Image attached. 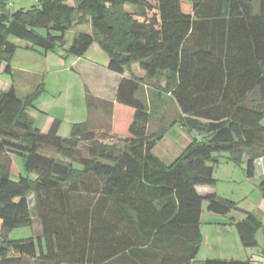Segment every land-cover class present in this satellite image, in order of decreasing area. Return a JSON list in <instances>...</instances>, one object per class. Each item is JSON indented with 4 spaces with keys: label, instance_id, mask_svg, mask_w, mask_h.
Listing matches in <instances>:
<instances>
[{
    "label": "trees",
    "instance_id": "trees-1",
    "mask_svg": "<svg viewBox=\"0 0 264 264\" xmlns=\"http://www.w3.org/2000/svg\"><path fill=\"white\" fill-rule=\"evenodd\" d=\"M77 25L91 32L77 34L66 57L96 42L109 72L135 65L144 76L120 80L114 112L121 106L130 118L118 132L114 114L113 135L84 122L61 138L59 120L43 134L28 114L43 90L0 92V264H254L195 262L202 202L215 215L238 210L196 188L215 185L220 155L236 164L245 156L247 178L264 157V0H38L16 11L0 0V68L11 73V38L46 54ZM146 81L173 97L178 125L192 134L169 165L152 153L167 130L148 133L150 113L136 96ZM15 157L24 171L16 181ZM258 187L264 199V174ZM33 214L40 235L10 240ZM232 222L240 245L256 248L262 222L250 213Z\"/></svg>",
    "mask_w": 264,
    "mask_h": 264
},
{
    "label": "rangeland",
    "instance_id": "rangeland-1",
    "mask_svg": "<svg viewBox=\"0 0 264 264\" xmlns=\"http://www.w3.org/2000/svg\"><path fill=\"white\" fill-rule=\"evenodd\" d=\"M37 2L38 0H12L13 11L27 10ZM183 9L187 12L190 10L186 4H183ZM126 10L133 11L129 7H126ZM90 32L89 25H77L65 34L63 47H56L54 51L46 54L31 49L17 39L9 40L17 46V50L10 63L11 73L3 72L5 66L0 68V92L8 91L12 87L19 97H24L37 89L43 90L33 102V108L28 110L34 126L41 132L46 131L54 119H58L61 122L58 136L67 138L73 124L83 123L88 118V90L93 92L92 96L102 95L105 99H109V90L113 92L115 90L113 78L116 76L106 69L109 59L98 43L93 42L81 58L66 57L65 50L74 37L79 33ZM126 73L129 76L137 75L139 79L141 75V78L144 76L135 65ZM136 96L150 113L148 133L167 130L165 139L156 144L152 153L162 163L169 165L174 157H178L179 151L182 153L189 146L182 149L188 137L183 133L186 131L177 123L180 118L179 107L171 95L157 92L148 81L140 85ZM91 102L96 104L97 100L92 97ZM119 108L121 109H117L114 114L117 130L122 132L129 122L130 115L126 108L121 106ZM102 117L103 115L101 119L97 117V126L109 129L110 117L106 115ZM262 125L264 126V118ZM45 155L57 158L51 151L45 152ZM263 171L264 157L262 163L257 165L254 176L247 178L245 156L239 164L230 161L227 154L218 156V164L213 169L215 185L208 188L212 189V194L236 203L238 210L226 216L215 215L207 211L206 201L202 202L200 216L202 241L195 258L196 263L206 260L243 262L250 260L254 264H264V199L258 187ZM20 173H24L23 161L22 158L15 157L10 178L16 181ZM247 213L257 217L263 224L256 234L258 246L252 249H244L240 245L235 226L231 225L232 219L234 222L242 221ZM32 216L33 226L14 229L8 238L20 240L39 236V222L34 214ZM23 264L35 263L34 260L25 258Z\"/></svg>",
    "mask_w": 264,
    "mask_h": 264
},
{
    "label": "crops",
    "instance_id": "crops-1",
    "mask_svg": "<svg viewBox=\"0 0 264 264\" xmlns=\"http://www.w3.org/2000/svg\"><path fill=\"white\" fill-rule=\"evenodd\" d=\"M2 66H4V65H2ZM3 72H4V70H3ZM113 75L116 76L115 78H113L114 89L115 90H114V92L112 90H109V92H110L109 99H105L102 95H100L99 97L97 95L92 96L93 92L91 90H88L89 94L87 93L88 118L84 122H89V124L91 126V129H92V132H94V133H98L99 131H101L100 133L107 132L108 134L113 135L111 127L113 126V121H114V109H115V105H116V102H115L116 90H117V87H118V84H119L120 80L123 79V78H128L129 74L128 73H124L123 75H116V74H113ZM135 76L138 78L137 75H135ZM141 77H142V75H141ZM91 96L94 99L97 100L96 104H92V102H91L92 97ZM102 115H103V117L105 115L110 117V126H109L110 128L109 129H107V128L103 129V128L97 126L96 119H97V117H98V119L99 118L101 119ZM54 120H58V119H54ZM54 120L50 123V125L48 126L46 131H44V132L40 131V132L43 133V134H46L49 131L51 125L54 122ZM60 124H61V122H60ZM183 133L187 134L188 139H186V141L183 143V148L182 149L186 148V146H188L190 144L189 140L191 141V139H192V134H188L187 132H184V131H183ZM57 135H59L58 132H57ZM180 153H181V151H179L177 156H179ZM176 158L177 157H174V159H176ZM256 167H257V164L255 165V169H256ZM12 169H13V164H12V167H11V171H12ZM200 188H202V187L196 188V190L199 193V195H201V196H206V195H210V194L213 193L212 189H210L208 187L207 188H202V190H200ZM200 191H203L204 193H200ZM232 224H233V222L231 223V225Z\"/></svg>",
    "mask_w": 264,
    "mask_h": 264
},
{
    "label": "built area",
    "instance_id": "built-area-1",
    "mask_svg": "<svg viewBox=\"0 0 264 264\" xmlns=\"http://www.w3.org/2000/svg\"><path fill=\"white\" fill-rule=\"evenodd\" d=\"M10 7H12V4H10ZM262 163V161L261 160H258V163H257V165L258 164H261ZM264 173V171L262 172V174Z\"/></svg>",
    "mask_w": 264,
    "mask_h": 264
}]
</instances>
